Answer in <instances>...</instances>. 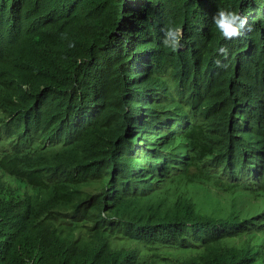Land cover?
<instances>
[{
  "label": "trees",
  "instance_id": "1",
  "mask_svg": "<svg viewBox=\"0 0 264 264\" xmlns=\"http://www.w3.org/2000/svg\"><path fill=\"white\" fill-rule=\"evenodd\" d=\"M263 174L264 0H0V264H264Z\"/></svg>",
  "mask_w": 264,
  "mask_h": 264
},
{
  "label": "clouds",
  "instance_id": "2",
  "mask_svg": "<svg viewBox=\"0 0 264 264\" xmlns=\"http://www.w3.org/2000/svg\"><path fill=\"white\" fill-rule=\"evenodd\" d=\"M213 23L222 38L230 41L243 34L242 30L247 23V19L234 10L219 9L213 16ZM162 31L164 33V39L162 41L164 47L172 51H176L181 47L180 42L183 38V32L180 26L170 24L165 29H162ZM228 51L226 45H221L217 49V52L225 57L228 55ZM219 63L220 61L217 60V64Z\"/></svg>",
  "mask_w": 264,
  "mask_h": 264
},
{
  "label": "bare ground",
  "instance_id": "3",
  "mask_svg": "<svg viewBox=\"0 0 264 264\" xmlns=\"http://www.w3.org/2000/svg\"><path fill=\"white\" fill-rule=\"evenodd\" d=\"M204 14H205V13H204ZM210 15H211V14H210ZM210 15H209V18H210ZM205 26H206V25H205ZM175 78H176V77H175ZM145 101H146V100H145ZM168 117H169V116H168ZM174 117H175V116H174ZM186 117H187V116H186ZM175 118H176V117H175ZM184 118H185V117H184ZM184 118H183V119H184ZM159 119H160V118H159ZM178 120H179V119H178ZM187 120H188V119H187ZM190 120H191V118L189 117V121H190ZM159 121H160V120H159ZM191 121H192V120H191ZM191 121H190V122H191ZM177 122H178V121H177ZM182 122H183V121H182ZM158 123H159V122H158ZM185 123H186V121H185ZM187 123H188V122H187ZM190 124L192 125V122H191ZM175 125H177V124L175 123ZM183 125H184V123H183ZM188 125H189V123H188ZM189 127H190V126H188V128H189ZM158 128H159V127H158ZM183 128H184V127H183ZM184 129H185V128H184ZM184 129H182V130H184ZM171 131H172V130H171ZM178 131H179V130H178ZM258 131H260V130H258ZM178 133H180V132H178ZM153 134H154V133H153ZM259 134H260V133H259ZM169 135L172 136L171 134H169ZM182 139H183V136H182ZM183 141H184V140H183ZM183 143H184V142H183ZM185 143H186V142H185ZM189 143H190V142H189ZM170 144H171V143H170ZM170 144H169V147L172 146V145H170ZM172 144H173V143H172ZM238 144H239V143H238ZM165 145H166V144H165ZM167 145H168V144H167ZM167 145H166V146H167ZM163 146H164V145H163ZM166 146H165V147H166ZM237 146H238V145H237ZM239 146H240V145H239ZM183 147H184V146H183ZM187 147H188V146H187ZM167 148H168V147H167ZM185 148H186V146H185ZM163 149H165V148H163ZM180 149H181V148H180ZM190 149H191V148H190ZM242 149H243V147H242ZM161 150H162V148H161ZM170 150H171V149H170ZM181 150H182V149H181ZM163 151H165V150H163ZM171 151H172V150H171ZM188 151H189V150H188ZM167 152H169V151H167ZM167 152H166V154H167ZM183 152H185V151H183ZM169 153H170V152H169ZM179 154H180V153H179ZM184 154H185V153H184ZM172 155H175V153H173V154L170 153V156H171V157H172ZM165 156H166V155H165ZM166 157H167V156H166ZM166 157H165V158H166ZM171 157H170V158H171ZM176 157H177V156H176ZM174 158H175V157H174ZM180 159H181V158H180ZM169 160H170V159H169ZM174 160H175V159H174ZM177 160H179V159L177 158L176 161H177ZM183 160H184V159H183ZM180 161H181V160H180ZM165 162H168V161L165 160ZM173 162H174V161H173ZM169 163H172V160H171V162H169ZM174 163H175V162H174ZM177 163H178V161H177ZM183 163H184V162H182V164H183ZM248 163H249V162H248ZM172 164H173V163H172ZM178 164H180V162H179ZM182 164H181V165H182ZM243 164H244V163H243ZM249 164H250V163H249ZM171 166H172V165H171ZM171 166H170V167H171ZM251 166H252V165H251ZM254 166H255V165H254ZM166 168H167V167H166ZM246 168H247V165H246ZM168 169H170V168L168 167ZM168 169H166V170H168ZM244 169H245V168H244ZM247 169H248V168H247ZM163 170H164V169H163ZM252 170H253V169L250 168V169H249V172H250V171L252 172ZM161 172H162V171H161ZM166 172H167V171H166ZM166 172H165V173H166ZM169 172H170V170H169ZM224 172H225V171H224ZM246 172H247V171H246ZM249 172H248V173H249ZM255 173H256V172H255ZM251 174H252V173H251ZM248 175H249V174H248ZM263 175H264V174H263ZM257 176H258V175H257ZM261 176H262V175H261ZM229 178H230V177H229ZM231 178H232V177H231ZM253 178H254V177H253ZM258 178H259V177H258ZM255 179H256V178H255ZM261 179L263 180V177H262ZM261 179H260V180H261ZM237 180H238V179H237ZM240 180H241V179H240ZM151 187H152V186H151ZM145 190H146V189H145ZM138 192H140V191H138ZM43 194H44V192H43Z\"/></svg>",
  "mask_w": 264,
  "mask_h": 264
},
{
  "label": "rangeland",
  "instance_id": "4",
  "mask_svg": "<svg viewBox=\"0 0 264 264\" xmlns=\"http://www.w3.org/2000/svg\"><path fill=\"white\" fill-rule=\"evenodd\" d=\"M245 201H247L248 202V200H245ZM249 203V202H248Z\"/></svg>",
  "mask_w": 264,
  "mask_h": 264
}]
</instances>
